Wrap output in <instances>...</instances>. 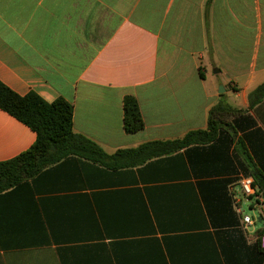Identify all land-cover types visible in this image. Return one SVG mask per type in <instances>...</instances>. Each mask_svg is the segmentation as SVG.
Wrapping results in <instances>:
<instances>
[{
  "label": "crops",
  "instance_id": "obj_1",
  "mask_svg": "<svg viewBox=\"0 0 264 264\" xmlns=\"http://www.w3.org/2000/svg\"><path fill=\"white\" fill-rule=\"evenodd\" d=\"M0 81L68 101L108 154L206 130L220 102L243 111L211 143L121 170L69 157L1 193L0 264H264V204L248 202L262 218L244 228L241 187H264V100L249 104L264 0H0ZM36 139L0 109V163Z\"/></svg>",
  "mask_w": 264,
  "mask_h": 264
},
{
  "label": "trees",
  "instance_id": "obj_2",
  "mask_svg": "<svg viewBox=\"0 0 264 264\" xmlns=\"http://www.w3.org/2000/svg\"><path fill=\"white\" fill-rule=\"evenodd\" d=\"M203 77V76H202ZM264 100V83L249 95L250 108ZM0 109L10 114L37 134L35 144L17 158L0 163V194L31 180L47 168L66 158L78 157L111 170L139 167L147 162L169 156L194 145L213 142L217 133L227 126L223 116H237L243 111L219 103L210 110L208 128L189 132L173 141H153L137 148L108 154L96 142L74 131V107L65 99L48 103L31 92L20 96L0 81ZM145 121L136 98L124 100V129L135 134L145 129ZM264 196V187H258ZM264 235V230L259 233Z\"/></svg>",
  "mask_w": 264,
  "mask_h": 264
},
{
  "label": "built area",
  "instance_id": "obj_3",
  "mask_svg": "<svg viewBox=\"0 0 264 264\" xmlns=\"http://www.w3.org/2000/svg\"><path fill=\"white\" fill-rule=\"evenodd\" d=\"M241 187L244 195L247 197L249 202H254L257 204L263 203L264 200L258 194L259 189L255 186L254 180L252 178H245L241 181ZM239 209V208H238ZM241 213V209L238 210ZM262 217L253 218L249 215L242 216L243 226L244 228L252 227L256 225ZM260 245L264 249V235L260 237Z\"/></svg>",
  "mask_w": 264,
  "mask_h": 264
},
{
  "label": "rangeland",
  "instance_id": "obj_4",
  "mask_svg": "<svg viewBox=\"0 0 264 264\" xmlns=\"http://www.w3.org/2000/svg\"><path fill=\"white\" fill-rule=\"evenodd\" d=\"M242 197H243V206H242L243 216L249 215L255 219L258 218L259 213H257L256 211L250 210V208L248 206L249 201L247 200V198L244 195H242ZM257 226H260L259 222L257 223Z\"/></svg>",
  "mask_w": 264,
  "mask_h": 264
},
{
  "label": "water",
  "instance_id": "obj_5",
  "mask_svg": "<svg viewBox=\"0 0 264 264\" xmlns=\"http://www.w3.org/2000/svg\"><path fill=\"white\" fill-rule=\"evenodd\" d=\"M221 90H222L221 93H223L224 92V88H221Z\"/></svg>",
  "mask_w": 264,
  "mask_h": 264
}]
</instances>
